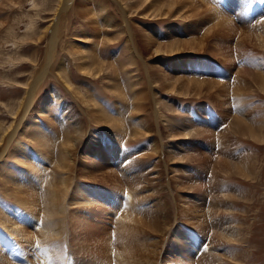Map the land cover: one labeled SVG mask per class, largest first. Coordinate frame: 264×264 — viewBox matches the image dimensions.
<instances>
[{
	"label": "rangeland",
	"instance_id": "374dc122",
	"mask_svg": "<svg viewBox=\"0 0 264 264\" xmlns=\"http://www.w3.org/2000/svg\"><path fill=\"white\" fill-rule=\"evenodd\" d=\"M21 1L0 0V124L3 127H8L15 119L19 120L16 114L13 118V112L18 108L23 92L31 89L37 91L34 109H38L30 111L29 118L25 120L28 126L24 124L26 129L29 126L30 131L41 129L30 125V120H39V124L49 129L45 135H48L50 143L60 139L67 125L63 124L67 121L64 107L67 108L66 112L72 110L80 120L84 119L85 127L87 123L90 124L85 114L92 112L84 111L79 102L72 98L68 91L76 90L67 88L57 72L64 58L70 66L68 75L73 84L81 91L93 94L98 105L107 113L115 114L119 110L124 128L130 131L135 123L129 118L131 109L125 105L131 102L121 100L119 104L117 98L121 97L116 91H123L130 98H133L132 91L140 99L143 96L139 102L145 108L149 124H156L157 118L155 107L150 104L153 95L151 92L147 94V91L156 92L162 111L168 117V122L162 116L158 119L162 128L161 137L166 145L163 150H174L180 158L173 161L167 159V166L177 171L168 172L160 157H148L150 149L143 148L150 144H145L143 138L132 141L128 132L129 138L122 137L121 140H124L121 142L110 128L91 123V130L88 129L78 149L77 178L72 180L68 193L71 198H76L70 199L69 204L66 202L67 217L59 225L62 234L49 235L45 240L37 238L42 231L52 232L57 226L48 219L42 220V206H37L35 211L40 215L38 227L42 231L32 224L18 225L24 230V235L34 236L33 245L17 238L15 233L7 232L6 243L0 240L5 257L15 264H119L118 255L123 256L122 264H264V91L252 77V74L264 72V46L257 37L264 33V0L181 1L177 9L188 11L187 14L191 16L187 17L191 18L182 17L180 20L174 14L152 16L155 5H162L163 0H150L147 4L143 3L144 0H74L76 10L62 20L63 25H60L57 33L59 43L52 59L49 58L51 32H47L44 39L36 41L50 22L33 28L27 21L37 8L53 0ZM205 1L212 7H208ZM141 7L143 9L138 10ZM191 8H197L199 12L192 15L195 10ZM216 11L230 18L231 31L229 34L218 33L207 41V28L220 19L214 21ZM147 13L152 15L145 16ZM71 19L73 24L68 22ZM222 28H212L211 31L216 33ZM32 31L33 34L29 35ZM147 32L152 34V38L147 37ZM170 32L176 33V38L181 40L191 39L195 42V48L187 46L183 49L180 54L182 59L156 55L150 47L168 42L172 37ZM82 34L96 38V42L88 48L90 52L100 42V58L106 67L96 79L90 78L77 63L83 48L77 42L83 39L77 36ZM13 38H24L25 42H9ZM70 39H74L73 42ZM149 39L154 41L147 48ZM201 40H205L204 43L197 44ZM137 49L141 55L136 54ZM186 58L192 63L185 62ZM194 61L202 64L195 65ZM193 74L210 88L200 86L198 90H192L191 96L185 97L171 92V87L166 86L174 82L171 76L189 84V76ZM38 78L40 84L33 89ZM139 79L141 82L137 84ZM210 82H214V85H210ZM49 88L59 93L62 99H52ZM46 98L50 108L44 113ZM169 108H172V113H178L174 118L170 117ZM235 119H241L254 133L237 126ZM168 124H171L170 128H167ZM190 129L197 132L184 135ZM24 134L27 133L23 128L17 140L24 141ZM17 140L14 138L7 154L0 160V199L12 207V211L17 209L21 212L22 209V212L32 213L17 199L15 192H11L9 197L6 195L7 187L12 185L9 176L19 172V164L12 157ZM29 145L32 147V144ZM55 149L51 152L53 160L57 158ZM2 151L3 148L0 153ZM233 162L249 169L252 177L256 176L255 180L247 177L245 172H233L234 168L230 167ZM43 164L47 168L45 181L51 176L52 163L45 159ZM109 172L113 178L107 177ZM92 176L93 179H88ZM183 176H189L192 187L186 188L180 184L177 187L179 190L173 192L175 198L173 194H167L169 187L166 181L170 179L175 186L174 183ZM112 180H115L114 183ZM85 181L90 188L81 191ZM132 188H137L141 197L144 195V202L136 214L137 227L130 230L127 223L120 219L119 213L140 206H135L136 200L131 201ZM87 192L92 194L90 197L94 201L84 206L81 197ZM213 202L215 212L209 214ZM217 202H223V205ZM71 214L82 219L72 223ZM12 215L15 214L12 212ZM155 217L160 221L158 232L154 233L147 222ZM166 220L171 224V233L167 234ZM13 221L17 223V219ZM203 225L205 228L200 229ZM3 229V225H0V230ZM95 232L102 234V239H94L90 235ZM224 232L232 233L234 239L229 241L217 236ZM176 233H180L181 237H174ZM108 238L112 250L97 253V247L100 244L103 247ZM214 240L215 243H212ZM151 243H155L158 253H152L154 247ZM220 254L223 257L218 258ZM214 256L217 259L214 260Z\"/></svg>",
	"mask_w": 264,
	"mask_h": 264
},
{
	"label": "bare ground",
	"instance_id": "6f19581e",
	"mask_svg": "<svg viewBox=\"0 0 264 264\" xmlns=\"http://www.w3.org/2000/svg\"><path fill=\"white\" fill-rule=\"evenodd\" d=\"M32 1H34V0H32ZM73 1L74 0H53L51 3L43 4L41 7L37 8L34 11L33 16L29 15V17H28L29 22L27 21V23L33 28H35L38 25L43 24L45 22H48V21L50 22L46 26L45 30L41 31V36H37V38H36V41L38 42V41L45 38V35L47 32L48 33L51 32L52 38H51V47H50L51 53L49 55L50 59L53 58L54 52H55L56 47L59 43L58 39H57V33H58V29H59L60 25H63L62 20L64 19V17L69 15L72 11L76 10V6H74ZM181 1H186V0H163L162 5H161V3H157L155 5L156 9L153 12V15L150 13H147L145 16L152 15L154 17H158V16L166 17V15L174 14V15H176L175 17L178 18L179 20L182 17L191 18V17H187V16H191V14H187L188 11L183 12L182 9H177V4H179V2H181ZM148 2H150V0H144L143 1V3H145V4H147ZM238 2H239V0H238ZM21 3H22V1H21ZM205 3L208 7H212L208 2L205 1ZM70 5L71 6L73 5L74 8L73 7L70 8ZM97 5H98V3H97ZM101 7L102 6L100 5L99 8H101ZM142 7L139 8L138 10H142L143 9ZM261 7H260V10H262ZM190 10H195L194 13H192V15H194L195 12H199V10L197 8H191ZM215 13L217 16L214 18V21L217 20V18H220V19L214 22V26H209L207 28V32H208V36L206 37L207 41H208L209 37L213 38L216 34L218 35V33L219 34H229L231 31V24L229 22L230 18L228 16L223 15L222 12L216 11ZM103 20L105 22L107 21V19H105V18ZM68 22L73 24L74 21L71 19V20H68ZM65 26H66V24H65ZM216 27H218V28L224 27V28H222V30H219L216 33H213L211 31V29L216 28ZM75 32H77V31H75ZM147 33H149V35L146 34L147 37L152 38V34L150 32H147ZM170 33L172 34V37L169 38L168 42H165V44L155 45V44H152L154 40L149 39L148 42H146V47L148 48L152 44L153 46L150 48L154 49L156 55L157 54H165L167 56H175V57H179V58H181L180 54H182L181 53L182 50L186 49L187 46L189 48L192 46H193V48H195L194 47L195 42H192L191 39L187 40V39L183 38L184 39V41H183V39L181 40V38H178V37L176 38V36H175L176 33H173V32H170ZM32 34H33V31L29 33V35H32ZM84 34H86V33H84ZM84 34L77 36V37H80L81 39H83V41H80V40L77 41V39H76V41L78 43H81L83 45V48L81 51V56L79 57V61L77 63H78L79 68L82 69L83 71H85L90 76V78L96 79L98 77V75H101L102 73H104L103 70L106 67V65H103L102 60L100 58V56H101V52L99 50L100 42L96 43L95 48H93L90 52L88 48L92 46L93 42H96V38H92L91 36L88 37V35L84 36ZM189 36H191V35H189ZM257 37H258L260 44L262 46H264V33L260 34ZM73 40L74 39H70V42H73ZM204 41L205 40H201V41L197 42V44L202 45L204 43ZM9 42H16L17 43V42H25V40H24V38H20V39L19 38H13ZM160 42L161 41H159V43ZM215 44L217 46L219 45L217 43H215ZM136 54L141 55V53L138 51V49L136 50ZM175 54H177V55H175ZM186 60L187 61H185V62H188L189 64L192 63V60H188V58H186ZM131 63H133V62H131ZM194 63H195V65L200 64L199 62L197 63L196 61H194ZM202 68H203V66H202ZM70 71H71V69H70V66L67 65V61L64 58L61 59V61L59 63V70H57V72L61 76V78H62V80L65 83L67 88L72 89V90L73 89L76 90V91H68L69 94L72 96V98H74V100L79 102V104L81 105V107L84 111L88 110L89 112H92L89 115L88 114L86 115L84 113L87 121L90 122V124L92 123L91 125H93V124L94 125H101L103 127L110 128L112 133L114 134V136L119 137V141L122 139V137L127 138L128 132L130 135L129 137H131L132 141H136V140L143 138L144 140H146L145 144L148 142L150 144L149 146H146L143 148V149H150V152L147 153L148 157H152V156L160 157L161 158L160 161H163V163L166 166H167V162H168L167 159L168 158H169V160L172 159V161H173L175 158L178 157L174 153V150H173V152L171 150H167V151L163 150V148L166 145L163 143V140L161 137L162 128L160 127L161 124L159 125V123H158L159 122L158 119L160 116H162V117H165L164 121L168 122L167 121L168 117H166V114H164L162 111V106L160 104V100H158V98L156 96V92L147 91V94L149 92H151L153 95V99H151L150 104L154 105L155 116L157 118L156 124H154V123L149 124L148 119L146 118L145 108L139 102L144 97L142 96L141 99H140V97L138 98L137 95L135 94V91H132L133 98L128 97L123 91H116L118 97H121V98H117L119 104L121 103V100L131 102L130 105H127V104L125 105V107L131 109V111L129 112V118L131 120L133 119V121L135 123V126L132 128V131H130V129L128 130V128H124V123L122 121L121 113H118L119 110H116L115 114L107 113V111L104 110V108L102 109L100 107V105H98L97 101L95 100V96H93V94H89L87 91H81L77 86H75L73 84L71 78L68 75ZM135 77H137V75ZM252 77H253V79H256L260 83V88L264 91V72H258L257 74H252ZM197 78H199V77H197V75H195V74H193V76L190 75L189 81H188L189 84H185V83L181 82L182 79L179 78L178 80H176L175 76H171V79L174 82H169L166 84V86L169 85V87H171V92H175V93L183 95L185 97L191 96L192 90L196 91L200 88V86H202V88H206V87L210 88L209 86H206L205 84L200 82V80H198ZM140 79L137 81V84H139L141 82ZM165 82H166V79H165ZM39 84H40V78H38L35 81L32 88L36 89ZM210 85H214V82H210ZM152 88L153 87L151 84L150 89H152ZM220 89H221V86H220ZM179 90H181V91H179ZM48 91L51 92L50 97L52 99H56V98H58V100L62 99L61 97L59 98V96H61V95H59V93H56L53 90V88H49ZM23 93H24V96L22 97V100L20 102H18V104H17L18 108L16 109L15 112H13V118H15L14 114H16L17 117L19 118V120L15 119V121H13L8 127H3V125L0 124V149L3 148V151L0 153V160L2 159V157L4 155L7 154V152H8L7 149L9 147V145L11 143H13L14 138L16 140L19 139L16 137L19 134V132L24 128V132L27 133V134H24V139H23L24 141H18L17 140L18 142L15 145V150L12 153L13 159L16 162H18V164H19V166H18L19 172L17 174L9 176V178L11 177L12 185L7 187L8 192L6 195L9 197L11 192H15L17 199L20 200L22 202V204L27 207V209L31 210L32 213H28L27 211L22 212V209H20L21 212H19L17 209L15 211H12V207L7 206V203H5L4 201H2L0 199V225H3V227H4L3 230H0V240H2L3 243H6V241L8 240L7 239L8 233L7 232H9L12 235H14V233H15L18 236L17 238L25 239L26 243L29 242L30 245H33L32 238L34 236L32 237V235H30V236L24 235V232H23L24 230L22 228H20L18 225L28 223V224H32L33 226L37 227V229H39V231H42V229H40L38 227V224H39V217L38 216L41 215L42 220L48 219L52 222V224H55L57 226L55 227V229L52 232H49L48 230L42 231V234L38 235L37 238H40V240L41 239L45 240V239H47V237L49 235L54 236V235L62 234V228L59 225L66 220V217H67L66 206L69 204L68 201L70 199L74 200L76 198L74 196L71 198L68 195V193H70L69 190L71 188L72 180L77 178L76 169L78 167L76 166V161H77L76 159H77V155H78V149L80 148V146L84 142L87 131L91 127V125L87 123V127H85L84 122H82L84 119L80 120L76 114H73L72 110L71 111L68 110L66 112L67 108L64 109L65 108L64 107L63 108L64 117L66 116L67 121L65 123H63L64 122L63 121L62 123L67 124V125L62 130V133H63L62 136L63 137H61L58 140H53L50 143L48 141L49 139H47L48 135H47V137L45 135L46 132H49V129H46L45 125L43 126V124H41V123L39 124L38 123L39 120L38 121L30 120L31 121L30 125L41 127V129H37L35 127L36 129L34 131H30L28 129L30 126L27 129L24 127V124L26 123L25 120L27 118H29V116H30V111H32V110L37 111L38 108L34 109L36 106V104L34 103V100L36 98L37 91H33L31 89L30 91H24ZM149 95H150V93H149ZM47 100H48V98H46V108H45V110H42V112H44V113H47L48 109L50 108V104H48L49 101L47 102ZM169 110H171L169 112L170 117L173 116V118H174V115L178 114L175 112L172 113V108H169ZM240 114H243V113L240 112ZM235 123L237 124V126L241 127L243 130H247L249 133L250 132L254 133L247 125H245L243 123V121L241 119H235ZM248 124H251V122L248 121ZM89 125H90V127H89ZM168 125L169 126L167 128H170L171 124H168ZM27 126L28 125H26V127ZM117 129L124 131V133L118 131ZM89 130H91V129H89ZM196 132H197L196 129H194L193 131H192V129H190V131L185 132L184 135L196 133ZM154 136H157V137L154 138ZM172 136H174V134ZM53 138L56 139V137H53ZM123 140H121V142ZM25 141H29V143L32 144V147H34V148H32L31 145H29V143H26ZM54 148H56L55 150L57 151V153H56L57 158L55 157L56 160H53L51 157V152L54 150ZM139 149L140 148L138 147V150ZM124 150H126V149H124ZM87 151L89 153L91 152L90 149H88ZM178 158H180V156ZM45 159L47 161L48 160L51 161L52 167H50L51 168L50 169L51 170L50 178L46 179L44 181V177H46L45 171L47 169L45 167V165L43 164ZM181 159L183 160L184 158L181 157ZM93 166L96 167L95 165H93ZM218 166H219V164H218ZM231 166L235 170L233 172L242 173V174L245 172L247 177H252V174L249 173L250 170L249 169L246 170V168L244 166L242 167V165H237L236 162L231 163L230 167ZM167 171L168 172H174V173L177 172L174 169V167L169 168L168 166H167ZM28 177H30L31 179L29 180ZM93 177L94 176L89 177L88 179H93ZM107 177L113 178V174H111L109 172L107 174ZM96 178H94V179H96ZM252 178H253V180H255L256 176H253ZM114 181L115 180H112L113 183H114ZM190 181H191V179L189 178V176L188 177L183 176L181 178V180L178 182H175L174 183L175 186H173L172 181L169 179V182L166 181V186L169 187V188H167V190H168L167 194L172 195L176 189L179 190L177 187L180 184L186 188H191L192 184H190ZM7 182H8V180H7ZM89 188L90 187H88L87 181H85L81 191H88ZM132 189H133L132 190L133 194H131V197H130L131 201L136 200L135 206L136 207H138L139 205L140 206L138 208H131L130 210L124 209V210H121V212L119 213V214H121V216L119 215L121 217L120 219L123 222L127 223L128 228L130 230H133L137 227V224H135V222L137 220L138 215L136 216V214L139 213V211L141 209V204H143V202H144V195L141 197V192H137V188H135V189L132 188ZM43 190H44L45 196L42 195ZM154 191L157 195L156 190H154ZM190 191H192V190H190ZM94 192H98V191L95 190ZM167 194H165V196H167V198H169V195H167ZM82 196L83 197L88 196L90 198V199L89 198L87 199V198L81 197L83 199L81 201L83 202L84 206H86V205L89 206V205H91V203H93L94 200H92V198L90 197V196H92L91 193L87 192V194L85 196L83 193ZM159 196H161V195H159ZM173 197L175 198L174 194H173ZM86 199H87V201H86ZM167 201H168V199H167ZM217 204L223 205V202L222 203L217 202ZM37 206H42L41 209L43 211V214L39 215L37 213L38 211H35ZM211 206H212V208L210 207L209 214H213L215 212V210H214L215 202H213ZM133 207H134V205H133ZM117 208H118V206H116V209ZM12 212L15 215H12ZM189 212L193 213V212H191V210H189ZM195 212H197V210H195ZM197 216L198 215H196V217ZM14 218L17 219V223L15 221H13ZM214 218H216V217H214ZM70 219H71L72 223H77L82 218L80 216H79V218H76V216L74 214H71ZM159 221H160V219L155 217V218L150 219L149 223L147 222V224H149V227L152 229L151 231H153L154 233L158 232ZM169 224H170V222L168 220H166V222H165V230H166L165 232L166 233L165 234L171 233L169 231L171 228L170 227L171 224L170 225ZM203 227L205 228V226L203 225L202 227H200V229H203ZM160 231L162 232V230H160ZM90 235L94 239H99V240L102 239V236H103L102 234H99L96 232L93 234L90 233ZM175 235L178 237H181L180 233L174 234V237H175ZM131 236H133V235H131ZM217 236L223 237L229 241L234 239L233 234L227 233V232L226 233L224 232V233L219 234V235L217 234ZM126 238H128V237H126ZM117 239H118V237H117ZM128 240H132V238H130V239L128 238ZM104 243H105V245L103 247H101V244H100V246L97 247V253H99V252L102 253L103 250L104 251H108V250L111 251L112 250L111 242L109 241V238ZM212 243H215V240ZM132 244L133 243H131L129 246H131ZM150 245L154 247V250L152 251V253H158L156 250V247H155V243L153 245L151 243ZM3 248L4 247H0V264H15V263H12L11 261H9L5 257V255L3 254V253H5V251H4L5 249H3ZM149 251H151V249ZM41 252L43 253V251H41ZM117 253H121V252H117ZM220 255H218L219 256L218 258L223 257L222 254H220ZM215 256H214V260L217 259V257L215 258ZM118 257L120 258L119 264H122L123 256L118 255ZM94 259H96V257H94ZM59 260H60V258H59ZM143 264H146V262H143Z\"/></svg>",
	"mask_w": 264,
	"mask_h": 264
}]
</instances>
